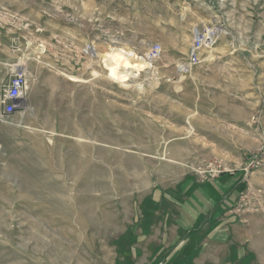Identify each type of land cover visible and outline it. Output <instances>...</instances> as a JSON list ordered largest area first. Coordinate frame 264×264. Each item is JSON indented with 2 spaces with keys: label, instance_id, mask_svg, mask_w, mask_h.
I'll return each mask as SVG.
<instances>
[{
  "label": "rangeland",
  "instance_id": "rangeland-1",
  "mask_svg": "<svg viewBox=\"0 0 264 264\" xmlns=\"http://www.w3.org/2000/svg\"><path fill=\"white\" fill-rule=\"evenodd\" d=\"M213 24L218 63L180 74ZM25 64L36 105L0 123V264H148L155 190L222 173L242 179L230 235L264 264V0H0V79Z\"/></svg>",
  "mask_w": 264,
  "mask_h": 264
},
{
  "label": "crops",
  "instance_id": "crops-1",
  "mask_svg": "<svg viewBox=\"0 0 264 264\" xmlns=\"http://www.w3.org/2000/svg\"><path fill=\"white\" fill-rule=\"evenodd\" d=\"M220 51H224L221 46L203 51L210 55L206 69L218 63L214 58ZM21 67L26 70L30 84L20 99L23 107L19 117L32 112L36 105L29 101L35 91L36 75L29 72L26 64ZM8 75L0 79V91ZM241 181L238 173H222L203 182L195 177L183 179L168 192L155 190L144 218V233L136 240L141 244L138 253L145 244L143 258L148 264H250L243 241L230 235L238 222L233 216L223 217L230 214L229 207L237 198Z\"/></svg>",
  "mask_w": 264,
  "mask_h": 264
},
{
  "label": "built area",
  "instance_id": "built-area-1",
  "mask_svg": "<svg viewBox=\"0 0 264 264\" xmlns=\"http://www.w3.org/2000/svg\"><path fill=\"white\" fill-rule=\"evenodd\" d=\"M221 36L220 27L213 24L196 31L186 58L178 64L177 71L180 74L188 73L191 69L201 62V54L204 50L213 47ZM84 52L89 55L92 53V47L86 46ZM162 52L160 43H152L147 52V58L157 60ZM30 84L29 76L22 67H12L7 81L2 85L0 91V123L14 124L13 115L17 109L23 106L20 99L26 94Z\"/></svg>",
  "mask_w": 264,
  "mask_h": 264
},
{
  "label": "bare ground",
  "instance_id": "bare-ground-1",
  "mask_svg": "<svg viewBox=\"0 0 264 264\" xmlns=\"http://www.w3.org/2000/svg\"><path fill=\"white\" fill-rule=\"evenodd\" d=\"M119 50H120V53L126 52L122 47H120ZM120 53H118L116 55L111 53V52L109 55L106 54L105 57L103 58V62H104L105 67L110 71V75L119 79V81H122L125 79V76L120 75V73L118 74V72H117L118 64H120V63L126 64L128 62V60H126L125 55H122ZM128 54L133 55L132 52L131 53L128 52ZM137 58H138V56H137ZM138 59H140V58H138ZM134 66L137 67L138 69L151 67V65L149 64V61L146 58L144 60L139 61L138 63L134 64Z\"/></svg>",
  "mask_w": 264,
  "mask_h": 264
}]
</instances>
